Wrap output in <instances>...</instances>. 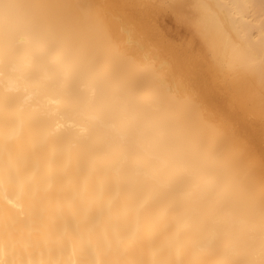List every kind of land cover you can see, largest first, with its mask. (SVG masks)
<instances>
[{"label": "bare ground", "instance_id": "1", "mask_svg": "<svg viewBox=\"0 0 264 264\" xmlns=\"http://www.w3.org/2000/svg\"><path fill=\"white\" fill-rule=\"evenodd\" d=\"M0 264H264V0H0Z\"/></svg>", "mask_w": 264, "mask_h": 264}]
</instances>
